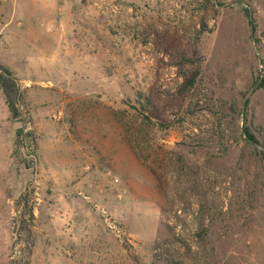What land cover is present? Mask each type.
<instances>
[{
  "label": "rangeland",
  "instance_id": "rangeland-1",
  "mask_svg": "<svg viewBox=\"0 0 264 264\" xmlns=\"http://www.w3.org/2000/svg\"><path fill=\"white\" fill-rule=\"evenodd\" d=\"M0 68V264H264V0H0Z\"/></svg>",
  "mask_w": 264,
  "mask_h": 264
},
{
  "label": "trees",
  "instance_id": "trees-1",
  "mask_svg": "<svg viewBox=\"0 0 264 264\" xmlns=\"http://www.w3.org/2000/svg\"><path fill=\"white\" fill-rule=\"evenodd\" d=\"M192 79L193 78H189L188 80L186 79L183 86L186 87L191 85ZM15 82L16 81L11 76L9 70H7L6 68H0V91L3 94L4 102L11 119H16L18 117L17 99L19 98V91ZM243 133L248 141H254L252 135L247 130L243 129Z\"/></svg>",
  "mask_w": 264,
  "mask_h": 264
},
{
  "label": "crops",
  "instance_id": "crops-1",
  "mask_svg": "<svg viewBox=\"0 0 264 264\" xmlns=\"http://www.w3.org/2000/svg\"><path fill=\"white\" fill-rule=\"evenodd\" d=\"M121 1H125V2H127V3H138V2H141L142 0H121ZM28 24H30V22L28 23ZM41 34H43V33H41ZM48 35V34H47ZM47 35H45L44 34V36L43 37H38L36 40H34V42H35V44H36V47H37V51H38V54H34V55H37L38 57H39V55H40V46L41 45H45V39H48L49 38V36H47ZM55 40H56V37H55ZM51 47H52V45H50V44H48L47 45V48L46 49H51ZM45 49V50H46ZM45 51L43 50V53H44ZM34 61V60H33ZM39 61V60H38Z\"/></svg>",
  "mask_w": 264,
  "mask_h": 264
}]
</instances>
